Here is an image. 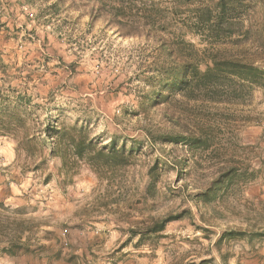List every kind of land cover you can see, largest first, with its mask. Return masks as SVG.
I'll use <instances>...</instances> for the list:
<instances>
[{"label":"rangeland","instance_id":"obj_1","mask_svg":"<svg viewBox=\"0 0 264 264\" xmlns=\"http://www.w3.org/2000/svg\"><path fill=\"white\" fill-rule=\"evenodd\" d=\"M255 11L264 21V11ZM187 38L205 47L197 37ZM256 38L264 41V30L240 48L227 45V53L248 54ZM154 47L144 36L121 34L92 1L0 0V96L24 112L40 147L31 156L18 150L17 138L0 135V239L16 235L41 252L0 253V264H223L221 255L226 264H264V237L237 236L214 245L227 228L264 231V90L252 87L234 103H202V115L177 101L148 107L145 77L157 56ZM209 120L223 129L209 154L192 157L185 144L160 145L155 137L193 132ZM45 125L81 127L97 146L113 139L117 147L133 149L132 164L108 182L82 163L70 183L60 182ZM179 157L186 159L181 170L173 166ZM156 158L163 168L155 194L148 196L146 172ZM229 160L258 169L256 179L196 206L193 194ZM183 209L191 215L140 244L129 232ZM12 217L21 221L17 227Z\"/></svg>","mask_w":264,"mask_h":264},{"label":"trees","instance_id":"obj_2","mask_svg":"<svg viewBox=\"0 0 264 264\" xmlns=\"http://www.w3.org/2000/svg\"><path fill=\"white\" fill-rule=\"evenodd\" d=\"M86 1L95 2L98 14H107L121 34L144 36L155 44L157 56L148 63L149 74L145 77L149 87L143 99L146 106L154 107L163 102L177 101L184 110L194 108L196 113L202 112V115L205 112L199 108L202 103H234L244 100L252 87L264 90V41L254 39V47L248 54L227 53V45L240 48L251 35L260 36V31L264 30V21L257 19L255 10L259 8L264 11V0ZM188 35L197 37L198 44L205 47H196L187 38ZM15 98L18 103L26 102L25 97ZM189 102L193 105H189ZM17 107L18 105L12 106L10 101L0 96V135L17 138L18 150L33 156L40 150L37 145L38 137L31 130L24 112H20ZM217 127L210 124L209 120L205 125L198 123L193 132H163L155 137L159 138L160 145L185 144L193 157L196 152H215L218 132L223 133V129ZM44 132V141L53 139L49 143L52 146L49 154L59 161L57 170L62 178L60 182L70 183L82 163L98 176H105L108 182L114 180L119 171L132 164L130 158L133 149L126 150L124 144L117 147L113 139L108 145L97 146L81 127L45 125ZM43 162L44 159H41L33 165V169H38ZM185 162L186 159L179 157L174 159L173 166L181 170ZM229 163L219 169L206 188L196 190L192 197L196 206L217 201L232 185L256 179L258 169L242 168L237 161L229 160ZM161 168L163 163L158 158L148 166L146 195L155 194ZM0 206L3 204L0 203ZM190 213V209L169 213L152 219L141 227H131L129 232L138 236L137 243L140 244L145 238L160 234L169 222L190 216ZM10 220L13 227L21 222L15 217ZM237 236H246L252 241L254 237L263 238L264 231L227 228L217 235L214 245L219 247ZM0 243L2 255L14 257L22 253H41L39 246L22 241L16 235L5 241L0 239ZM221 257L225 262L223 264H226L227 256ZM209 261L210 259L189 260L181 264H206Z\"/></svg>","mask_w":264,"mask_h":264},{"label":"crops","instance_id":"obj_3","mask_svg":"<svg viewBox=\"0 0 264 264\" xmlns=\"http://www.w3.org/2000/svg\"><path fill=\"white\" fill-rule=\"evenodd\" d=\"M84 264V263H83Z\"/></svg>","mask_w":264,"mask_h":264}]
</instances>
